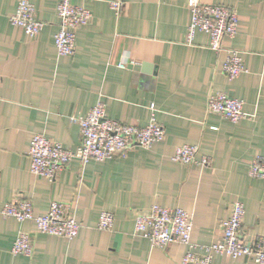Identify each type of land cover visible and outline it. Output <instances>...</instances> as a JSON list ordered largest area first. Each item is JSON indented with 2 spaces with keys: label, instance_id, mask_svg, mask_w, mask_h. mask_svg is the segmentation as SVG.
<instances>
[{
  "label": "crops",
  "instance_id": "obj_1",
  "mask_svg": "<svg viewBox=\"0 0 264 264\" xmlns=\"http://www.w3.org/2000/svg\"><path fill=\"white\" fill-rule=\"evenodd\" d=\"M18 1L0 0V264H180L185 246L160 248L133 233L136 214L153 204L189 212L191 240L208 244L239 201L244 238L264 236V179L248 174L252 158L264 153V0H201L237 15V31L222 38L220 51L210 49L204 32L185 42L188 0H73L91 16L76 29L70 55L54 44L58 0H29L44 22L35 37L9 22ZM229 48L245 66L232 80L220 70ZM212 92L241 99L246 117L233 123L209 112ZM100 97L117 121L144 126L153 115L163 140L83 168L73 158L52 183L32 174L31 137L75 150L81 137L71 117L86 115ZM182 144H196L210 164L172 160ZM14 198H29L36 214L63 202L81 225L77 235L33 233L34 222L3 217ZM101 211L114 214L111 230L97 229ZM20 230L33 233L30 259L10 252ZM212 264L258 263L214 255Z\"/></svg>",
  "mask_w": 264,
  "mask_h": 264
},
{
  "label": "built area",
  "instance_id": "obj_2",
  "mask_svg": "<svg viewBox=\"0 0 264 264\" xmlns=\"http://www.w3.org/2000/svg\"><path fill=\"white\" fill-rule=\"evenodd\" d=\"M110 4L115 9L120 7L119 1H110ZM187 7L190 22L185 37L186 43L193 40L196 32H204L209 37L210 49L220 51L222 38L235 35L238 19L232 9L216 3H203L201 0H188ZM56 10L58 28L54 34V44L59 55H70L75 49L76 29L88 24L91 14L84 6L73 3V0H58ZM9 22L30 37L37 36L44 26V22L35 17L34 6L29 0L18 1ZM225 52L226 57L220 70L232 80L245 70V66L240 51L229 48L225 49ZM129 62L135 64L133 60ZM125 65L126 61L123 60L118 63L121 68ZM207 109L233 123L246 117L243 101L225 92L210 93ZM71 120L77 123L81 137L75 150L67 149L60 142L39 133L31 137L27 152L32 174L52 183L73 158L77 159L83 168L90 160L112 159L135 146L150 148L163 140L165 135L164 127L153 115L144 126L108 117L101 97L86 115L71 117ZM172 160L186 166H205L211 161L209 156L198 154L196 144L177 146ZM248 174L264 179V153L252 158L248 164ZM1 215L17 221L34 222L33 233H45L66 239L74 238L81 226L74 213L61 201H52L45 214H36L29 198H14L2 207ZM243 216V204L239 201L232 202L227 217L220 222V238L208 244H198L191 240L192 215L189 212L178 206L164 207L153 204L136 214L133 233L147 238L152 246H185L180 264H212L214 255L244 256L250 262L264 264V236L246 240L242 232ZM113 223L114 214L101 211L96 227L99 230H111ZM33 233L20 230L10 247L11 254L30 259L33 254Z\"/></svg>",
  "mask_w": 264,
  "mask_h": 264
}]
</instances>
